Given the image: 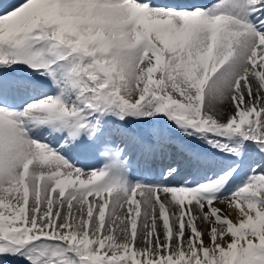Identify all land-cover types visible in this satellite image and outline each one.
<instances>
[{"label": "snow or ice", "instance_id": "6c2138e0", "mask_svg": "<svg viewBox=\"0 0 264 264\" xmlns=\"http://www.w3.org/2000/svg\"><path fill=\"white\" fill-rule=\"evenodd\" d=\"M0 264H264V0L0 2Z\"/></svg>", "mask_w": 264, "mask_h": 264}, {"label": "bare ground", "instance_id": "6f19581e", "mask_svg": "<svg viewBox=\"0 0 264 264\" xmlns=\"http://www.w3.org/2000/svg\"><path fill=\"white\" fill-rule=\"evenodd\" d=\"M0 1H3V2H5V0H0Z\"/></svg>", "mask_w": 264, "mask_h": 264}]
</instances>
